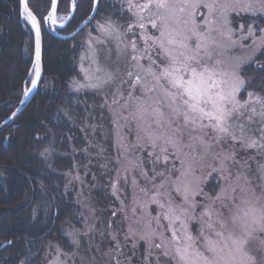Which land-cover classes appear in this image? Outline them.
Listing matches in <instances>:
<instances>
[{
    "label": "snow or ice",
    "instance_id": "snow-or-ice-1",
    "mask_svg": "<svg viewBox=\"0 0 264 264\" xmlns=\"http://www.w3.org/2000/svg\"><path fill=\"white\" fill-rule=\"evenodd\" d=\"M100 2L89 0L93 15L84 13L92 31L81 43L83 80L74 78L71 86L103 93L112 115L119 167L111 190L121 204L117 211L129 221L124 240L131 239L134 249L144 242L143 264H152L153 258L160 264L161 256L170 264H264V75L257 83L245 70L257 52L264 56V0H120L115 19L112 13L100 14ZM32 3H17L18 18L34 33L25 98L42 79L43 28L58 20L63 26L81 6L71 0L68 13L58 16L59 0H50L46 15L34 13ZM244 14L252 23L236 28ZM259 70L264 72V62ZM105 89L111 91L110 101ZM15 132L10 129L9 137ZM249 150L254 155L237 159ZM48 151L45 147L40 155ZM143 152L146 160L133 155ZM250 161L256 163L255 172ZM146 163L152 165L151 176ZM206 167L211 169L207 177L216 173L223 181L213 189L215 195L204 192L207 179L197 174ZM137 171L150 188L139 185ZM130 174L131 218L119 187L121 179L128 186ZM149 205L156 206L154 216ZM69 235L73 250L56 245L48 264L70 259L75 264L80 241L75 233ZM110 235L118 256L123 245Z\"/></svg>",
    "mask_w": 264,
    "mask_h": 264
},
{
    "label": "trees",
    "instance_id": "trees-1",
    "mask_svg": "<svg viewBox=\"0 0 264 264\" xmlns=\"http://www.w3.org/2000/svg\"><path fill=\"white\" fill-rule=\"evenodd\" d=\"M17 3L0 0V122L21 100L31 68L33 32L18 18ZM49 3L33 0L30 9L46 15ZM77 4L81 6L60 33L72 32L87 17L84 13H90L89 0H77ZM69 5L70 0H59L57 15H66ZM119 7L117 2L101 0L100 14L112 13L115 19ZM242 20L246 24L249 17ZM82 31L61 39L43 28L42 79L25 109L0 131V245L12 241L0 248V264H20L21 260L45 264L43 246L49 239L69 251L64 231L70 225L78 226L82 215L70 173L82 175L87 196L106 214L111 215L110 206L117 203L110 183L116 167L108 134L113 125L103 98L95 91H76L71 86L74 78L81 77ZM261 62L264 56L257 52L255 62L245 66L257 83L264 75L259 70ZM10 129L16 130L11 137ZM91 143L101 146L102 156H97L99 150ZM45 147L49 151L42 157Z\"/></svg>",
    "mask_w": 264,
    "mask_h": 264
},
{
    "label": "rangeland",
    "instance_id": "rangeland-1",
    "mask_svg": "<svg viewBox=\"0 0 264 264\" xmlns=\"http://www.w3.org/2000/svg\"><path fill=\"white\" fill-rule=\"evenodd\" d=\"M113 2H117L120 6V0H111ZM244 16H248V14H244ZM252 23V19L249 18V22L248 23H244L242 19H237L236 21V28H239L240 24H249ZM92 24H95V21L92 22ZM255 27V25H254ZM260 27H264V25H260ZM92 31V27L91 25H88L87 27H85L82 31V38L83 40L86 37V34ZM93 35H95V33H93ZM131 38V37H129ZM235 39L239 40V33H237L234 36ZM244 43L251 45L252 41L251 40H247L244 41ZM237 52L240 51L239 47L236 49ZM80 55L81 52L79 54L78 57V68L80 70ZM113 59H115V51H113ZM85 67H88L87 62H85L84 64ZM81 73V72H80ZM78 80H83V76L81 74L80 79ZM81 90H89V91H95L92 89H81ZM105 91L108 92V98L109 101L111 100V91L108 89H105ZM97 92V91H95ZM101 95V97L103 98V107L106 109L107 113L110 116V121H112V115L109 112L108 107L105 105V96L103 93H99ZM112 129L113 126L110 129V132L108 131V134H110V138L112 140V147H113V135H112ZM125 134L128 135V139L129 141L134 140V135L128 134L127 133V129L124 130ZM105 137V136H103ZM91 146H96V148L99 150V152H96L97 156H102L101 155V146L99 144H93L91 143ZM141 155L143 157H145V160L147 159V152H143V153H133V155ZM254 155V150H249L247 153L245 152H239L237 159H243L246 158L247 156H251ZM116 150L113 147V160L116 164ZM257 159L259 160V157H257ZM209 164H212L213 162L211 160H209L208 162ZM251 167L253 169V172H255L256 169V163L255 162H251ZM117 167H119V165L116 164L115 167V172L113 173V177H116V169ZM162 167V165H161ZM151 168L152 165L149 163L145 164V169L148 171L149 176L152 175L151 172ZM158 171L160 170V168L157 169ZM210 168H205L204 172L201 173L198 170V175H204L207 179V183L203 185V190L205 193H209L210 195H215V191H213V189L218 190L219 189V185L223 184V181H217V174L213 173L211 177H207V173L210 171ZM233 172H235V169H233ZM137 178H138V183L141 187H151L150 184H148V182L139 177V172L137 171L136 173H134ZM131 175H129L128 178V186H125L124 180L121 179L120 183H119V187L122 189V191L120 192V197L121 199H124V203L125 205H127L126 211L128 216L131 218V201H132V197H133V192L134 189L131 187ZM79 176V180L74 179V177ZM69 177L71 178V181L74 183L75 185V197L76 199L79 201L80 205H81V211H82V215L79 214V216H81V219L78 222V226H74V225H70V227L66 228V231H64V234L69 238V251H67L66 249H63L61 246V249L65 252H71L74 248V246L72 245V236L69 235V233H75L76 239H78L80 241V247L75 249V251L77 252V255L75 256V264H115V259H113V257H116V259H119L120 264H143V258H144V250H145V245L143 241H140L138 246L134 249L133 248V244L131 239H129L127 242L124 240V235L125 232L127 230L128 227V223L129 221H125L124 220V215L122 213H120L119 211H117L118 209L121 208V204L120 201L116 199V205L114 206H110L112 211H117V215L113 216L112 214H106V210L97 206L95 204V202H93L89 196H87L86 193V186L84 184L83 181V177L81 174H79L78 172L74 173H70ZM112 178L111 181L114 179ZM110 181V183H111ZM157 183H159V180L156 181ZM211 184V186L209 188H206L207 184ZM135 191L138 193L139 189H135ZM75 199V200H76ZM178 199V198H177ZM198 200H200V197H197ZM149 210L152 212V215L154 216L156 214V206L155 205H149ZM199 211V210H198ZM113 213V212H112ZM103 216L106 217V222H104L103 220ZM110 217V218H109ZM111 225V226H110ZM199 225H195L193 227V232L195 234L196 228H198ZM89 228H91L92 230L89 231ZM87 235H83V233H86ZM112 234H116L121 245H123V248L121 249V253L120 255L117 256L116 250H115V241H113L111 239V235ZM50 241H52L51 239H49ZM47 240L44 243L43 249H44V255L43 257H45V264H48V261L52 259V257L55 255V246L58 244H55L56 242L52 243L51 242V247L49 246L50 241ZM8 242V241H6ZM110 253V254H109ZM68 264H73V260L70 259L68 261ZM152 264H155V258H153ZM160 264H170V262L166 261V259L161 256L160 257Z\"/></svg>",
    "mask_w": 264,
    "mask_h": 264
},
{
    "label": "water",
    "instance_id": "water-1",
    "mask_svg": "<svg viewBox=\"0 0 264 264\" xmlns=\"http://www.w3.org/2000/svg\"><path fill=\"white\" fill-rule=\"evenodd\" d=\"M74 14V13H73ZM72 14V15H73ZM89 15H93V13L90 11V13H89ZM87 20V17L83 20V21H81L78 25H77V27L71 32V33H68V34H64V35H62V34H60V33H58V31L57 30H59V29H61L62 27H64L66 24H67V22L66 23H64L63 24V26H61V23H59L58 21H57V24H55V25H51V24H49V25H47V28L49 29V31L54 35V36H56V37H58V38H61V39H68V38H72V37H74L75 35H77L84 27H86L85 26V21ZM33 39H34V33H33ZM40 83V82H39ZM39 83H38V85H39ZM30 86H31V84H30ZM29 86V87H30ZM38 88V87H37ZM36 90L37 89H35L30 95H29V97H27V98H25V97H22L21 98V100H24V103L23 104H21L20 103V101H19V103L17 104V106L15 107V109L2 121V122H0V131H2L5 127H7L24 109H25V107L29 104V102H30V100L32 99V97L34 96V94H35V92H36ZM17 109H19V112L17 113V116L16 117H14V118H12V119H8L9 117H11L12 116V113L13 112H17ZM9 242V241H8ZM8 242H3L1 245H0V248H2V247H4V246H6L7 244H8Z\"/></svg>",
    "mask_w": 264,
    "mask_h": 264
}]
</instances>
